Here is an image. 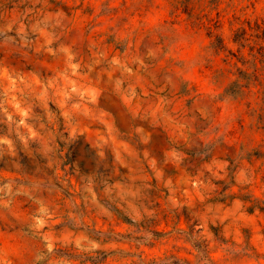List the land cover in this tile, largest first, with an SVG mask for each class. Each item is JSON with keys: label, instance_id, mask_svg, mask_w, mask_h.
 <instances>
[{"label": "clouds", "instance_id": "9594fccd", "mask_svg": "<svg viewBox=\"0 0 264 264\" xmlns=\"http://www.w3.org/2000/svg\"><path fill=\"white\" fill-rule=\"evenodd\" d=\"M0 264H264V0H0Z\"/></svg>", "mask_w": 264, "mask_h": 264}]
</instances>
